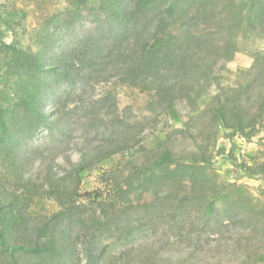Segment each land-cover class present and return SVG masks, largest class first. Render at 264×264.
Masks as SVG:
<instances>
[{"label":"trees","instance_id":"1","mask_svg":"<svg viewBox=\"0 0 264 264\" xmlns=\"http://www.w3.org/2000/svg\"><path fill=\"white\" fill-rule=\"evenodd\" d=\"M246 1L247 14L241 16L245 26L264 38V0ZM220 2L96 0L105 30L76 45L66 58H52L0 38L1 77L11 82L9 92L0 90V264H99L104 260L99 248L105 234L128 235L159 222L181 235L185 250H207L204 244L212 250L210 239H215L213 250L235 245L245 250L242 264H264V190L252 194L243 185L223 180L210 158L214 142L194 140L191 150L179 154L166 144L155 150L138 135L113 131L109 153L84 156L60 174L46 166L40 177L28 175L31 137L43 127L51 132L61 126L55 87L80 89L84 70L98 79L103 70L118 69L121 83L154 91L173 118L179 105L195 102L204 81L210 89L216 61L229 51L215 41L219 26L214 12ZM23 17L15 5L0 0V22L13 36L23 27ZM231 48L236 50L235 41ZM252 60L240 71L244 82L220 88L206 106L216 129L211 133L214 140L215 133L222 132L226 141L251 142L264 131V51L256 52ZM65 128H59L63 135ZM125 152H133L132 157L143 154L145 159L118 170L104 181L103 189L81 191L84 172ZM133 213L142 219L130 220ZM232 227L239 230L232 234ZM164 249L139 251L136 264H200L194 251L180 252L171 261Z\"/></svg>","mask_w":264,"mask_h":264},{"label":"rangeland","instance_id":"2","mask_svg":"<svg viewBox=\"0 0 264 264\" xmlns=\"http://www.w3.org/2000/svg\"><path fill=\"white\" fill-rule=\"evenodd\" d=\"M4 1L9 7L15 5L24 12L25 19L23 17V27L15 30L14 36L4 22H0V38L7 42L16 40L23 47L42 50L52 58H66L76 45L91 36L90 39L100 37L105 30L106 24L94 7L96 0H84L83 4L77 0ZM221 1L214 12L219 26L215 41L229 51L225 59L216 61L210 89L204 81L198 87L195 102L179 105L176 118H173L154 91L121 83L118 69L105 71L102 68L103 73L98 79L84 70L80 73L83 79L80 80L83 81L80 82V89L79 85L55 87L54 105L59 112L56 115L62 119L61 126L51 132L43 127L31 137L33 156L28 175L38 178L46 171V166H51L54 172L60 174L68 169L69 163L77 164L84 156L90 158L98 152L109 153L108 139L113 131H118L129 136L138 135L139 140L146 139L155 150L159 144H166L179 154L191 150L194 140L204 144L214 142L210 158L223 180L243 185L252 194L259 189L264 190V131L251 142L239 138L226 141L222 132H216L214 140L211 133L216 129L205 112L211 97L220 88L227 89L244 82L246 77L240 71L251 66L256 52L264 51V38L249 31L241 17L247 14V6H244L247 1ZM233 41L236 50L231 48ZM1 74L0 70V90L7 93L11 82L2 78ZM89 76L94 79L84 82ZM63 125L67 127L64 135L59 132ZM38 143L41 145L38 146ZM137 148L134 150L137 151ZM131 153L114 155L90 167L81 176V191L93 193L103 189L104 181L118 175V170H128L130 163L140 165L145 159L143 154L132 157ZM45 208H48L47 204ZM139 219L142 216L130 215L132 221ZM142 226L128 235L118 232L105 234L99 248L104 250V260L99 264H136L135 254L139 251L161 246L165 247V253L172 255L171 261L176 260L177 257L173 256L180 252L194 251V260L200 264H242L241 255L245 250H239L235 245L231 250H213L216 241L210 239L214 240L212 250H208L206 244L204 248L207 250H185V240L179 234L177 237L176 231H170L167 224L159 222L155 228ZM238 227H232V234L239 230ZM123 252L124 258L118 260Z\"/></svg>","mask_w":264,"mask_h":264}]
</instances>
